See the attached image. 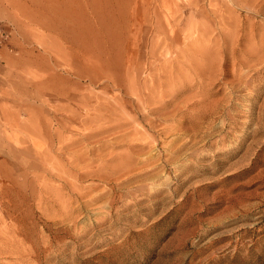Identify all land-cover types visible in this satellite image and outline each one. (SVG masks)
<instances>
[{"label": "rangeland", "instance_id": "1", "mask_svg": "<svg viewBox=\"0 0 264 264\" xmlns=\"http://www.w3.org/2000/svg\"><path fill=\"white\" fill-rule=\"evenodd\" d=\"M246 1L0 0V264H264Z\"/></svg>", "mask_w": 264, "mask_h": 264}, {"label": "bare ground", "instance_id": "2", "mask_svg": "<svg viewBox=\"0 0 264 264\" xmlns=\"http://www.w3.org/2000/svg\"><path fill=\"white\" fill-rule=\"evenodd\" d=\"M262 2H264V0H248V1H246V4H247L250 8L255 9V8H258V6H260V3L262 4ZM242 6H243V5H242ZM248 6H247V7H248ZM243 8H244V6H243ZM260 8H261V7H260ZM258 13H259V12H258ZM127 75H128V74H127ZM172 76H173V75H172ZM131 78H132V74H131ZM131 78H130V79H131ZM133 78H135V76H134ZM111 79L114 81V85L118 84V82L116 83V81H115L114 78H111ZM134 80H135V79H134ZM129 81H130V80H129ZM137 81H138V80H136V82H134V81H133V82H132V81L129 82V83H131V88H133V90H134V86H135V84L137 83ZM169 81H170V80H169ZM171 81H172V80H171ZM152 82H153V80H152ZM110 83H111V82H110ZM172 83H173V82H172ZM150 84H151V83H150ZM156 84H157V83H156ZM156 84H153V86L156 85ZM137 85H138V83H137ZM163 85H164V84H163ZM172 85H173V84H172ZM147 87H148V84H147ZM147 87H146V88H147ZM136 88H137V87H136ZM138 89H139V88H138ZM147 89H149V87H148ZM153 89H156V87L153 88ZM169 89H170V88H169ZM136 90H137V89H136ZM136 90H134L135 93H137ZM151 90H152V89H151ZM158 90H160V89H158ZM134 91H133V92H134ZM138 91H140V89H139ZM148 91H149V90H148ZM127 92H128V91H127ZM150 92H151V91H150ZM154 92H155V90H154ZM129 93H130V92H129ZM139 93L141 94V96L143 95L141 92H139ZM162 93H163V92H162ZM165 93H168V92H165ZM140 94H138V95H140ZM146 94H147V93H146ZM168 94H170V93H168ZM168 94H167V95H168ZM147 95H149V94H147ZM162 95H164V94H162ZM136 96H137V95H136ZM141 96H140V97H141ZM162 97H165V95H164V96H161V98H162ZM141 98H142V97H141ZM152 98H153V97H152ZM159 98H160V97H159ZM159 98H158V99H159ZM161 98H160V99H161ZM139 99H140V98H139ZM144 99H145V98H144ZM149 99H150V97H149ZM163 99H164V98H163ZM138 101H139V100H138ZM140 101H141V100H140ZM140 101H139V102H140ZM142 101H143V100H142ZM161 101H162V100H161ZM145 102H146V101H145ZM148 102H149V101H148ZM159 102H160V100H159ZM163 104H164V103H163ZM166 104H167V103H166ZM102 105H103V104H102ZM153 105H154V104H153ZM160 105H161V104H160ZM164 105H165V104H164ZM143 107H144V106H143ZM156 108H157V107H156ZM163 109H164V108H163ZM154 111H155V110H154ZM27 112H28V111H27ZM115 112H116V111H115ZM203 112H204V111H203ZM120 124H121V123H120ZM120 127H122V126L120 125ZM127 164H128V163H127ZM3 175H4V174H3Z\"/></svg>", "mask_w": 264, "mask_h": 264}]
</instances>
